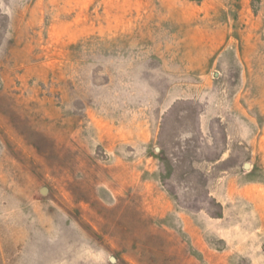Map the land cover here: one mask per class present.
I'll return each mask as SVG.
<instances>
[{"label": "rangeland", "instance_id": "374dc122", "mask_svg": "<svg viewBox=\"0 0 264 264\" xmlns=\"http://www.w3.org/2000/svg\"><path fill=\"white\" fill-rule=\"evenodd\" d=\"M0 264H264V0H0Z\"/></svg>", "mask_w": 264, "mask_h": 264}, {"label": "water", "instance_id": "95a60500", "mask_svg": "<svg viewBox=\"0 0 264 264\" xmlns=\"http://www.w3.org/2000/svg\"><path fill=\"white\" fill-rule=\"evenodd\" d=\"M41 191L44 193V192H46V191H47V188H45V187H44V188H42V190H41ZM112 260H114V258H112Z\"/></svg>", "mask_w": 264, "mask_h": 264}]
</instances>
